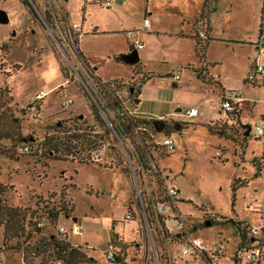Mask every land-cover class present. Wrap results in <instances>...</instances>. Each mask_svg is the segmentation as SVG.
I'll return each instance as SVG.
<instances>
[{"label": "rangeland", "instance_id": "374dc122", "mask_svg": "<svg viewBox=\"0 0 264 264\" xmlns=\"http://www.w3.org/2000/svg\"><path fill=\"white\" fill-rule=\"evenodd\" d=\"M26 1L31 13L21 0H0V10L8 19L0 23V87L8 88L13 97L9 105L13 116L20 119L21 135L15 143L0 141V147L12 154V158L0 155V183L6 187L5 200L25 209L30 221L25 229L32 231L29 238L20 236L3 243L0 226V264H60L45 260L48 235L78 246L93 259L92 264H109L104 251L113 234L130 244L145 243L142 235L131 233L136 227L135 213L134 219H123L134 202L126 165L121 170V163L106 148L100 150L99 163L79 162L72 154L60 159L49 151L50 137L58 136L62 124L72 129L79 121L76 115L82 117V123L78 122L81 127L96 124L91 97L85 91L79 92L61 71L63 67L72 75L74 65L90 85L76 56L69 51L66 57L65 41L70 39L64 22L70 27L78 25L72 39L96 80L136 82L142 75H149L140 85L135 97L138 101L133 103L125 96L123 103L131 113L161 116L179 124L176 130L170 126L166 131L171 130L173 150L156 148L150 140L141 141L130 127L126 130L125 149L144 158L148 154L153 157L158 169L169 175L165 183H172L179 191L176 207L190 234L203 241L219 264H233L231 257L238 241L235 223H252L263 214L264 205L262 139L251 132L244 136L243 125L252 127L259 120V112H264V70L262 83L242 82L256 53L259 0L212 2L211 22L218 26L216 33L232 41H208L201 59L195 53L191 33L187 34L188 16L200 0H125L119 8L120 0L110 7L100 6L98 0H58L66 20L54 7L56 23L49 10H42L41 4L46 5L47 0H30L32 6ZM82 13L84 23L80 29L75 22ZM143 17L149 22L147 30L140 29ZM92 22L98 26L95 32L88 28ZM261 24L264 38V18ZM126 28L140 29L137 36L144 47L136 51L135 64L119 61V55L129 50ZM198 28L204 29V25L196 19L194 32ZM180 31L187 35L180 36ZM258 63L264 68V54ZM171 74L178 79L172 80ZM226 88L240 89V95L249 98L241 103L244 106L240 105L242 124L239 120L222 122L225 115L218 106V97ZM190 107L197 109V115L184 114ZM68 116H72L68 121L63 119ZM24 137L29 148L20 152ZM113 144L117 149L118 145ZM119 150L124 154L121 146ZM61 206L69 211L68 217L58 212L53 219L48 211ZM72 216L81 219V235L70 231ZM33 222L43 224L33 226ZM58 226L65 233L59 232ZM36 227L40 230L34 231ZM34 245L40 247L39 255L25 250H32ZM169 246L175 261L184 260L181 244Z\"/></svg>", "mask_w": 264, "mask_h": 264}, {"label": "built area", "instance_id": "2783aa9c", "mask_svg": "<svg viewBox=\"0 0 264 264\" xmlns=\"http://www.w3.org/2000/svg\"><path fill=\"white\" fill-rule=\"evenodd\" d=\"M112 1L113 0H103V5L107 7ZM147 27L148 20L144 17L142 19L141 29L146 30ZM71 30L73 33H77L78 25H72ZM135 33L136 30H128L127 36L130 48L138 50L142 48V43L135 37ZM201 34L202 31L200 30V35ZM263 52L264 38L259 37L256 43L254 65L251 71L246 74L245 83L253 84V82L256 81V75L261 73L263 67L257 63V59L258 55ZM80 62L82 63V61ZM72 68L75 69V66H72ZM83 73L87 76L92 90L86 87L87 84L79 74H76L75 81H71L68 78L65 79H68L67 81L74 85L80 81L83 86L86 87L87 91H84L91 97L92 103L98 108L104 120V127L97 122L96 124L89 125L92 127L89 132L98 133L100 135V140L98 142L102 144H96L94 147L87 148L82 155L87 161L99 163L101 162L100 150L105 147L110 148L111 138L115 135L121 143L122 140L118 131L126 136V128L120 124V121L123 122L129 118V116L133 115L126 109L124 104L120 102H118L119 106L114 110L109 109L102 97V93H109L110 87L106 85V82L100 80V85L97 86L94 83V79L96 78L92 72L85 70ZM173 78L175 79L177 76L174 74ZM120 83L127 84V82L123 81ZM101 88H104L106 91L101 90ZM237 99L238 97L235 91H225L220 97V110L223 112L231 111L232 104L237 103ZM70 102L71 100L67 101V103ZM196 112L197 110L195 108H189L184 111V114L186 116H194ZM132 130L139 135L137 131H141L142 129L141 127H132ZM250 132L252 136L262 138L264 135V125L254 124L249 130V133ZM149 137L151 143L157 146V148H162L165 151L173 149V140L169 134L162 135L160 138H156L155 134ZM18 150L20 152L27 151V144H20ZM124 151V159L127 160L130 166V177L134 188L135 206L134 209L132 208L127 211L123 219H134L133 213H135L136 218L134 220L137 226L134 232L145 238V243L143 241L141 246L135 244L138 250L132 249L133 253L131 254L128 252L126 260L124 261L125 264H217L216 260L213 259V253L207 250V247L203 245L200 239L193 237L185 226L183 217L176 207L175 197L177 190L173 186L164 183V178L159 176V171L157 167L152 164L150 161L151 159H149L148 165H146L140 154L136 151H132L131 153H128L126 150ZM42 224V222H37V226H42ZM57 230L61 233H65L62 226H58ZM70 231L74 235H81V227L74 223ZM259 234H261V236H259ZM248 236L252 239L249 242V246L243 249L239 258V263L264 264V205L263 214L259 215L253 224H249ZM254 237H256V239ZM169 244H181V253L184 255V260L180 259V262L174 260ZM111 246L112 245L107 241L104 256L109 264H116L114 263L115 260Z\"/></svg>", "mask_w": 264, "mask_h": 264}, {"label": "trees", "instance_id": "16d2710c", "mask_svg": "<svg viewBox=\"0 0 264 264\" xmlns=\"http://www.w3.org/2000/svg\"><path fill=\"white\" fill-rule=\"evenodd\" d=\"M214 0H202L201 5L198 11L197 19L201 20L204 25L203 33L200 35L198 32H193L191 37L195 42V53L199 55V59L203 56V49L206 46L207 42L211 39L206 33L208 30V21L211 13L214 11V7L212 6V2ZM21 2L27 6L28 11L31 13V7L28 5L26 0H21ZM264 7L261 9L260 17H259V30L262 26V20L264 15ZM203 38L204 40H201ZM62 74L65 76L66 71L61 67ZM196 72V75L199 76V72L197 69H193ZM149 75H142L138 81H127V84L120 83L121 80L106 82V85L110 87L109 93H102V97L107 105V107L111 110H114L118 107V102L124 104L125 96L127 98H131V96L137 95V89L141 84H143L146 80H148ZM94 83L98 86L100 85L99 80L94 79ZM252 84V83H251ZM129 86H133V91L131 94L128 93ZM79 92L85 94L84 89L77 85ZM112 94V95H111ZM87 95V94H86ZM88 96V95H87ZM118 98H117V97ZM117 99V101H116ZM13 102V97L9 93V89L5 87H0V141L6 140L12 143H15L21 138L19 133V123L20 119L16 116H13V112L10 109V103ZM242 102H237L232 104V110L229 112H224L227 118V121L233 122L237 121L240 114V105ZM90 107L95 118V121L99 123L101 126L104 125V120L102 119L100 113L98 112V108L90 102ZM123 119V117H122ZM67 121L69 119H66ZM65 122V121H64ZM79 123H82V118L79 119ZM76 122L73 124L72 129L69 127H64L65 125H61V130H58V136L50 137V142L52 143V147L49 150L52 155L59 156L60 159L66 158L67 155L72 154L74 160L79 162H90L87 161L83 156H79V153L83 152L89 148L94 147L96 144L101 145L102 143L98 142L100 140V135L98 133H90L89 130L92 129L91 126L86 125L81 127L80 124ZM125 122V123H124ZM124 122L120 121V124L125 127V131L128 129L126 126L132 127H141V131H137L139 133L140 139L150 140V135L154 134V130L150 127L151 119L139 118L136 116H129ZM124 123V124H123ZM57 125L61 124V121L56 123ZM247 125H244V131H246ZM156 134V133H155ZM257 138V137H256ZM259 139V138H257ZM262 144H263V154H264V135L262 136ZM21 143L28 144L27 141ZM29 148V144L27 145ZM157 148V146L153 145ZM57 154V155H56ZM0 155L8 158H12V154L9 153L7 149H3L0 147ZM124 169L123 167L120 168ZM234 188V187H233ZM6 187L0 183V226L2 227V242L4 243L7 240H11L13 238H18L20 236H24V238H29L31 235L32 229H25V227L30 224L29 219H26V211L24 208L19 206H14L9 204L5 198L3 197V193L5 192ZM58 212H62L64 215H68V210L65 207L61 206L56 211L52 209L48 211L51 217L56 218ZM263 213V212H262ZM37 225V223L33 222V226ZM238 241L236 244V258L234 260V264H240L239 258L242 254L244 248L249 246V242L252 239L248 236V227L249 224H243L242 226L239 223H235ZM35 230H40L39 227H36ZM261 236V234H259ZM256 239V237H254ZM253 238V239H254ZM45 241V248L47 251V257L45 260H55L60 264H80L82 262L92 264L93 259L89 256H86L78 246H72L64 239L56 238L53 235H48ZM108 242L112 245V251L114 255V263L116 264H125L126 256L128 254V244L127 241L121 238L120 235L113 234L112 238L108 240ZM132 249L138 250V247L133 243L130 244ZM27 252H32L33 255H39L41 253L40 247L38 245H34L32 250L25 248Z\"/></svg>", "mask_w": 264, "mask_h": 264}, {"label": "crops", "instance_id": "0c3cea01", "mask_svg": "<svg viewBox=\"0 0 264 264\" xmlns=\"http://www.w3.org/2000/svg\"><path fill=\"white\" fill-rule=\"evenodd\" d=\"M84 1H86V0H84ZM99 1V5L101 6V4L103 5V0H98ZM115 1L116 0H113L107 7H110L112 4H114L115 3ZM201 1L202 0H200V2H196V6L194 7V10H193V12H192V14H189V16H188V20H189V22H188V24H189V29H188V31H190V32H188L187 34H189V33H193L194 32V30H193V27H194V21L197 19V15H198V11H199V8H200V5H201ZM31 2V1H30ZM126 3V1L125 0H120L119 1V3H117V7L119 8L122 4H125ZM41 4V3H40ZM115 5H116V3H115ZM259 7H258V15H259V17H260V13H261V9H263V7H264V0H259ZM31 6H32V3H31ZM41 7H42V10H44V11H48L47 10V7H46V5L45 4H41ZM106 7V6H105ZM213 13V12H212ZM212 13H211V15H212ZM83 14L84 13H82V16H81V18H80V20L78 21V22H75V24H79V27H80V29H81V27L83 26V23H84V17H83ZM211 15H210V17H209V21H208V25H207V27H208V30H207V35L211 38L210 40H222V41H232V39H229V38H227V39H225V38H219V34H217L216 33V31H218V29H217V27H215L214 25H213V23L211 22ZM144 18V17H143ZM258 18V17H257ZM98 26H97V24L95 23V22H92V23H90L89 25H88V28L90 29V28H92L93 30H92V32H95L98 28H97ZM148 27H149V22H148ZM148 27H147V29H148ZM262 28L263 27H261L260 28V33H259V36L257 37V40H256V43H257V41H258V39H259V37H262L263 38V34H262ZM136 30V33H135V37L136 38H138V36H137V34H138V32L140 31V29H141V27H140V29H135V28H126V37H127V39H128V36H127V31L128 30ZM146 29V30H147ZM217 29V30H216ZM259 29V28H258ZM200 30L203 32V29L202 28H198V30H197V32H198V34H200ZM187 34H184V33H182L181 31H180V33H179V35L180 36H182V35H187ZM190 34V35H191ZM217 35V36H216ZM139 39V38H138ZM140 40V39H139ZM209 40V41H210ZM128 42H129V39H128ZM140 42L142 43V41L140 40ZM208 43V42H207ZM256 43L254 44V49L256 50ZM143 47H144V45H143V43H142V48H140V49H143ZM129 49H130V45H129ZM139 50V49H138ZM137 51V50H136ZM77 53V55H76V59L78 60V66H79V68L83 71V72H85V70H88V71H90V72H92V74H93V71L89 68V65L87 64V62H86V60H85V58L83 57H80V55H79V53L78 52H76ZM262 54H264V52L263 53H261V54H259L258 55V59H259V57H260V55H262ZM255 55H256V53H255ZM255 55H254V57H255ZM75 56V55H74ZM78 57V58H77ZM254 57H253V59H252V66H251V68H249L247 71H246V74L249 72V71H251V69H252V67H253V65H254ZM80 59V60H79ZM258 59H257V63H258ZM80 61H82V63L80 62ZM120 61V60H119ZM258 64H260V63H258ZM261 65V64H260ZM71 66H74V65H71ZM262 66V65H261ZM263 67V66H262ZM76 68V67H75ZM263 70H264V68L262 69V71H261V73H259V74H257L256 75V81H254L253 82V84H260V83H262V74H263ZM246 74L244 75V77H243V79H242V82L245 80V76H246ZM94 75V74H93ZM169 75V74H168ZM173 75L174 74H171V79L172 80H177L178 79V76H177V78H173ZM96 77V76H95ZM122 81V80H121ZM129 81H132L133 82V80H129ZM147 81V80H146ZM145 81V82H146ZM123 82H127V81H123ZM144 82V83H145ZM143 83V84H144ZM245 83V82H244ZM143 84H141V85H143ZM245 84H247V83H245ZM253 84H247V85H253ZM72 85H74L73 83H72ZM77 85H80L85 91H87L86 90V87H88L89 89H91V84L89 85V84H87V86L86 87H84L83 86V84L80 82V81H78V83L77 84H75L74 86L77 88ZM172 85H174V83H172ZM245 86V85H244ZM141 86H139V88H140ZM130 88H132V90H133V86H129V88L128 89H130ZM139 88L137 89V95L136 96H131V98H133V97H137L138 96V94H139ZM252 89V88H251ZM77 90H78V88H77ZM92 90V89H91ZM79 91V90H78ZM225 91H235L236 93H237V97H238V102H243L244 100H247V99H249V98H247V97H245V96H241L240 94H241V90L240 89H236V90H233V89H229V88H226V89H221V91H220V94H219V97H218V106H219V101H220V97H221V95H222V93H224ZM241 106H244V105H241ZM246 106V105H245ZM250 106H252V105H250ZM190 108H195V107H190ZM241 108V107H240ZM189 109V108H188ZM196 109V108H195ZM197 110V109H196ZM222 111V110H221ZM240 111H241V109H240ZM131 113V112H130ZM197 113H198V111L196 112V114L195 115H197ZM224 113V112H223ZM133 116H136V117H139V118H145V119H161V118H163V117H161V116H157V118H150L149 116H143V115H140V114H138L137 112H132L131 113ZM240 114H241V112H240ZM240 114H239V117H238V120H239V122H240ZM224 115H225V113H224ZM72 116H74V115H72ZM72 116H68L67 118H63V119H69V118H71ZM77 116V118H79V119H81L82 117H81V115H76ZM258 117H259V120H258V122L257 123H255V124H262V125H264V112H259V115H258ZM221 119L223 120L222 122H226L227 121V118H226V115L224 116V117H221ZM152 122V121H151ZM241 124H242V122H240ZM170 125H169V128H170V126L174 129V130H176L177 129V127H178V125L179 124H177V123H174L172 120H170V123H169ZM86 125H88V124H86ZM243 125H247V124H243ZM249 127V130L253 127H250L249 125H247V128ZM169 128H167V129H165V130H162V131H160L159 133H157V134H155V137L156 138H160L162 135H165V134H169L170 135V133H171V130H169L168 132H166ZM247 128H246V131H247ZM249 130H248V132H247V135L249 134ZM245 132V131H244ZM118 133H119V135H120V137H121V140H122V142L120 143V141L118 140V138L114 135L111 139V144H110V148H106L107 150L109 149V151H110V153H111V155H113V156H115L116 157V159H117V162L118 163H121V165L122 166H124V165H126V168L128 169V174H130V176H131V173H130V166L128 165V162H127V160H125L124 159V156H125V151L124 150H126V149H124L125 148V143L124 142H126L127 141V138H126V136L125 135H123V134H121V132H119L118 131ZM246 135V136H247ZM138 137H139V135H137ZM171 136V135H170ZM245 136V135H244ZM140 138V137H139ZM141 140V139H140ZM142 141V140H141ZM113 143H116L118 146H117V149H116V145H114ZM119 146H121L122 147V149H123V153L124 154H122L121 153V151L119 150ZM173 150V149H172ZM127 151V150H126ZM157 169H158V167H157ZM158 171H159V176L161 177V178H164L163 180H164V183H165V179H167L168 178V174H165V172H163L162 170H159L158 169ZM159 177V178H160ZM166 184V183H165ZM167 185V184H166ZM169 186H173V184L171 183V184H169ZM174 187V186H173ZM175 188V187H174ZM176 189V188H175ZM177 190V189H176ZM178 190H177V194H176V196L178 195ZM176 198V197H175ZM134 206H135V204H134V202H133V205H132V207H130L131 209L133 208L134 209ZM178 210V209H177ZM178 212H179V210H178ZM72 218V220H73V223L75 224V223H77L76 225H80L81 224V219L80 218H76V217H71ZM136 218V217H135ZM257 219V218H256ZM256 219H255V221H256ZM255 221H253L252 223H249V224H253ZM136 226H137V223H136ZM136 228V227H135ZM132 231L134 232V230H131V233H132ZM193 237H196V236H193ZM196 238H198V239H200L199 237H196ZM201 240V239H200ZM202 241V240H201ZM202 243H203V241H202ZM203 245L206 247V245L203 243ZM235 249H236V247H235ZM171 250V249H170ZM211 252V251H210ZM235 252H236V250H235ZM235 252H233V255H232V257H231V260H232V262H233V264H234V260H235V258H236V254H235ZM216 255H218V254H216ZM214 260H216V263L217 264H219V261L216 259V257L214 256V258H213Z\"/></svg>", "mask_w": 264, "mask_h": 264}, {"label": "water", "instance_id": "95a60500", "mask_svg": "<svg viewBox=\"0 0 264 264\" xmlns=\"http://www.w3.org/2000/svg\"><path fill=\"white\" fill-rule=\"evenodd\" d=\"M28 2L31 5L30 0H28ZM46 7H47V10L50 11L51 17L53 18L55 23H56V21H55V14H54L55 9H54V7H58L60 9V13L62 15L63 21L66 20V13L62 12L61 5L59 4L58 0H47ZM7 21H8V19H7L5 12L3 10H0V23H7ZM64 23L67 27V34H68L69 39H70L69 42L65 41V46L73 53V55L76 56L77 55V53H76L77 48H76V40L72 39L73 31L71 30V27L66 22H64ZM119 60L122 63L135 64L138 61V56H137L136 50L133 48H130L128 50V52L119 55ZM77 72H78V70H77ZM78 74L80 75L79 72H78ZM132 91H133L132 88L128 89L129 94H131ZM132 101L134 103L135 101H138V100L135 97H133ZM152 122L158 123V122H160V119L153 120ZM155 130L160 131L159 128H155ZM248 130H249V127L247 128V131L244 132L245 136L247 135ZM65 217H68V216L65 215ZM206 224H209V222H206Z\"/></svg>", "mask_w": 264, "mask_h": 264}, {"label": "flooded vegetation", "instance_id": "af4514ba", "mask_svg": "<svg viewBox=\"0 0 264 264\" xmlns=\"http://www.w3.org/2000/svg\"><path fill=\"white\" fill-rule=\"evenodd\" d=\"M50 21H51V18H50ZM70 50L67 48V47H65V53H66V57L67 58H69V56H68V54L67 53H70L69 52ZM74 70V74H72V75H69L68 74V72H66V74H65V76L68 78V79H70L71 81H75L76 80V74H78L77 73V68H75V69H73ZM82 77V76H81ZM101 90H103V91H106L104 88H101ZM170 123V120H168V119H166L165 117H163V118H161L160 119V122H158V123H151V126H152V128H153V130H154V132L155 133H159L160 131H162V130H165V129H167V128H169V124ZM127 128L128 127H130V126H126ZM155 128H159L160 129V131H156L155 130ZM140 156L142 157V159L144 160V162L146 163V165H148L147 163L149 162V159H151L150 161L152 162V164L155 166V167H157L156 166V164H155V162H154V160H153V157L151 156V155H147L146 156V158H144L141 154H140ZM146 160V161H145ZM134 161V160H133ZM134 163V162H133Z\"/></svg>", "mask_w": 264, "mask_h": 264}]
</instances>
